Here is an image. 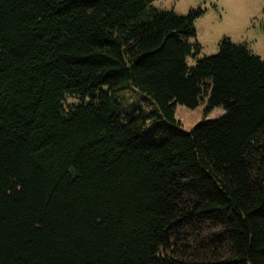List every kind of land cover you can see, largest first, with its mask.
Returning <instances> with one entry per match:
<instances>
[{
  "label": "trees",
  "instance_id": "obj_1",
  "mask_svg": "<svg viewBox=\"0 0 264 264\" xmlns=\"http://www.w3.org/2000/svg\"><path fill=\"white\" fill-rule=\"evenodd\" d=\"M154 1L0 0V264H264V57Z\"/></svg>",
  "mask_w": 264,
  "mask_h": 264
},
{
  "label": "rangeland",
  "instance_id": "obj_2",
  "mask_svg": "<svg viewBox=\"0 0 264 264\" xmlns=\"http://www.w3.org/2000/svg\"><path fill=\"white\" fill-rule=\"evenodd\" d=\"M154 5L179 13H186L191 8L206 9L196 19L197 36L193 41L202 45L198 56L217 53L221 39L229 37L235 42L247 43L255 53L264 57V0H155ZM189 62L195 64L196 57L190 56ZM128 91L122 94L124 105L133 109L154 108L152 102L138 90ZM224 113L222 106L207 110V100L197 107L178 103L176 117L181 123L177 127L187 132L204 119L217 118Z\"/></svg>",
  "mask_w": 264,
  "mask_h": 264
}]
</instances>
